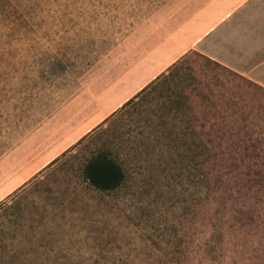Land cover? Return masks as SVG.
I'll use <instances>...</instances> for the list:
<instances>
[{
  "label": "rangeland",
  "instance_id": "rangeland-1",
  "mask_svg": "<svg viewBox=\"0 0 264 264\" xmlns=\"http://www.w3.org/2000/svg\"><path fill=\"white\" fill-rule=\"evenodd\" d=\"M193 1L0 0V264H264V87L198 52L23 172ZM99 152L112 192L83 177Z\"/></svg>",
  "mask_w": 264,
  "mask_h": 264
},
{
  "label": "crops",
  "instance_id": "crops-1",
  "mask_svg": "<svg viewBox=\"0 0 264 264\" xmlns=\"http://www.w3.org/2000/svg\"><path fill=\"white\" fill-rule=\"evenodd\" d=\"M182 18L167 15L164 26L145 29V67L136 66L92 99L91 111L71 114L73 124L57 141L38 147L23 172L35 174L67 152L91 128L191 51L264 87V0H194ZM185 9V8H184ZM142 76L145 80L137 86ZM79 104L75 101L74 106ZM77 106L76 108H78ZM80 116V117H79ZM39 143L41 139H39ZM45 144V142H44Z\"/></svg>",
  "mask_w": 264,
  "mask_h": 264
},
{
  "label": "trees",
  "instance_id": "trees-1",
  "mask_svg": "<svg viewBox=\"0 0 264 264\" xmlns=\"http://www.w3.org/2000/svg\"><path fill=\"white\" fill-rule=\"evenodd\" d=\"M163 75L164 73L158 76L154 81L158 80ZM154 81H152L148 86L140 90L134 97L126 101L121 106V108L128 105L134 99H137L138 96L143 94L145 90ZM83 177L91 187H93L96 191L102 193H108L118 189L125 181V174L121 166L115 160H113L106 152H99L86 161L83 167ZM8 198L12 199L13 197L8 196ZM11 209L12 211L10 214L14 215L15 211L13 210V205L7 207L5 202H0V217L2 213L6 212V210H11ZM0 235H1V226H0Z\"/></svg>",
  "mask_w": 264,
  "mask_h": 264
}]
</instances>
